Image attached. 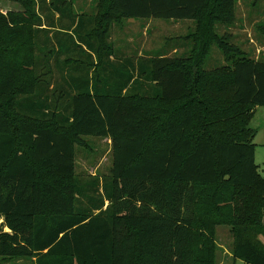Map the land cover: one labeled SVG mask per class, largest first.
<instances>
[{"label":"trees","instance_id":"obj_1","mask_svg":"<svg viewBox=\"0 0 264 264\" xmlns=\"http://www.w3.org/2000/svg\"><path fill=\"white\" fill-rule=\"evenodd\" d=\"M38 1L50 37L40 17L29 39L0 16V255L215 264L226 225L233 256L264 264V177L249 127L264 105V61L219 32L235 24L238 0H106L103 10L99 0L96 15ZM139 18L196 21L187 56L110 60L113 25ZM213 45L226 64L206 68ZM86 136L112 139L110 176L76 175Z\"/></svg>","mask_w":264,"mask_h":264},{"label":"rangeland","instance_id":"obj_2","mask_svg":"<svg viewBox=\"0 0 264 264\" xmlns=\"http://www.w3.org/2000/svg\"><path fill=\"white\" fill-rule=\"evenodd\" d=\"M40 3L38 0H0V16L14 22L12 28L21 27L29 39L34 29L38 27L37 19L40 17L42 27L48 31L50 37L54 31L49 26L51 18L47 16ZM48 4L49 0H46L44 7ZM98 5L99 0H72L73 11L76 14L86 12L96 15L106 8V0H103L100 12ZM235 11L237 16L235 24L229 28L219 26V32L222 34L229 32L232 36L231 41L239 45L250 57L264 61V0H238ZM58 17L57 14L54 19L57 20ZM61 20L60 25L68 21L64 18ZM196 28V21L187 19H125L113 25L111 37L119 53L134 58L156 54L182 57L187 56L188 50L193 45ZM212 48L205 67L213 68L226 64L219 47L213 45ZM249 127L255 130L253 142L256 145V164L259 173L264 177V105L255 108L249 120ZM86 142L91 143L94 150L88 152L83 147H76V175H80L84 182L89 175H99L101 179L110 176L113 166L110 143L91 137L87 138ZM87 202L86 197H81L79 205L86 207ZM3 221L4 219L1 218L0 230ZM4 230L9 231L8 227H4ZM217 243L219 248L215 264H245L243 260L233 256L234 239L230 226H218ZM0 264H38V260L36 257L0 255Z\"/></svg>","mask_w":264,"mask_h":264},{"label":"crops","instance_id":"obj_3","mask_svg":"<svg viewBox=\"0 0 264 264\" xmlns=\"http://www.w3.org/2000/svg\"><path fill=\"white\" fill-rule=\"evenodd\" d=\"M117 51H119V50L117 49ZM90 54H92V57H91L92 60H94L95 62H97V56H96V54L94 52H91V51H90ZM140 56H144V55H140ZM146 56L148 57V56H152V55H146ZM146 56H144V57H146ZM168 56H170V55H168ZM118 57H116L114 55L109 56L110 60H113V61L114 60L117 61V60H120V59L125 58V57H133V56H131V55H125L123 53H119L118 52ZM137 57H139V56H137ZM89 137H91V138H97V139H100V140H103V141H108L110 143V149H111L110 155H113V150H112L113 143H112V139L111 138H109V137H105L104 138V137H96V136H86L85 139H87ZM88 145H89V147H87V148L83 147V148L85 150H87L88 152H90V150H94V147L92 146L91 143L88 142Z\"/></svg>","mask_w":264,"mask_h":264}]
</instances>
